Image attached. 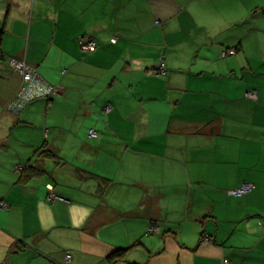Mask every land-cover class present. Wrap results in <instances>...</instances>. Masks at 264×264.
<instances>
[{
    "label": "crops",
    "instance_id": "crops-1",
    "mask_svg": "<svg viewBox=\"0 0 264 264\" xmlns=\"http://www.w3.org/2000/svg\"><path fill=\"white\" fill-rule=\"evenodd\" d=\"M1 202L0 264H264V0H0Z\"/></svg>",
    "mask_w": 264,
    "mask_h": 264
},
{
    "label": "built area",
    "instance_id": "built-area-1",
    "mask_svg": "<svg viewBox=\"0 0 264 264\" xmlns=\"http://www.w3.org/2000/svg\"><path fill=\"white\" fill-rule=\"evenodd\" d=\"M80 48L85 52H94L96 50V44L92 40H81ZM234 53L233 50L229 51V54ZM9 66L21 76V85L16 91L14 97L11 99L7 106V110L12 114H18L27 104L36 99H49L55 95L59 89L48 83L36 70V68L26 62L24 59L9 58ZM163 71H161L162 73ZM254 97V93L251 94ZM90 136L95 133L90 131ZM253 189V186L249 183L243 184L240 188L233 190L232 194L235 196H242L249 193ZM53 195L50 196L52 198ZM1 207H5V204H1ZM70 258V255H67ZM221 264H230L227 260L223 259Z\"/></svg>",
    "mask_w": 264,
    "mask_h": 264
},
{
    "label": "trees",
    "instance_id": "trees-1",
    "mask_svg": "<svg viewBox=\"0 0 264 264\" xmlns=\"http://www.w3.org/2000/svg\"><path fill=\"white\" fill-rule=\"evenodd\" d=\"M158 23V22H157ZM84 40V39H83ZM91 40V39H89ZM81 42V41H80ZM94 42V41H93ZM96 44V43H95ZM97 47V46H96ZM235 52V50H233ZM85 52V51H84ZM164 70V66L163 64H159V68L155 71V74H161V71ZM54 96V95H53ZM52 96V97H53ZM51 97V98H52ZM51 98L49 99H46V100H50ZM45 99V98H43ZM34 101V100H33ZM28 105V104H27ZM26 105V106H27ZM25 106V107H26ZM24 107V108H25ZM23 108V109H24ZM22 109V110H23ZM21 110V111H22ZM20 111V112H21ZM19 112V113H20ZM18 113V114H19ZM38 152L41 153L44 157H47V158H54L55 157V154L49 150V149H44V150H41V149H38ZM43 171L42 169H40L39 167H35L34 165H31L29 164V161H27L26 163H23V164H19L17 166H15V169H14V173L17 175V181L18 182H25L27 179H29L30 177H32L33 175L35 174H41ZM1 204H4V203H0ZM5 207H6V204H5ZM137 244V243H136ZM135 244V245H136ZM24 245H19L18 246V249H22ZM131 247H128V248H117L116 250L112 251L106 258L108 264H115L117 263L118 261H122L124 260L125 256H126V253L127 251L130 249ZM131 264V263H130Z\"/></svg>",
    "mask_w": 264,
    "mask_h": 264
},
{
    "label": "rangeland",
    "instance_id": "rangeland-1",
    "mask_svg": "<svg viewBox=\"0 0 264 264\" xmlns=\"http://www.w3.org/2000/svg\"><path fill=\"white\" fill-rule=\"evenodd\" d=\"M32 225H34V224H32ZM34 229H37V227H33V228H27V230H34Z\"/></svg>",
    "mask_w": 264,
    "mask_h": 264
}]
</instances>
